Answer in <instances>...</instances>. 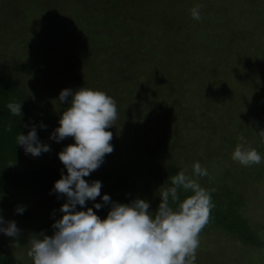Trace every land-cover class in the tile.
Here are the masks:
<instances>
[{
    "label": "rangeland",
    "instance_id": "obj_1",
    "mask_svg": "<svg viewBox=\"0 0 264 264\" xmlns=\"http://www.w3.org/2000/svg\"><path fill=\"white\" fill-rule=\"evenodd\" d=\"M196 6L199 21L191 16ZM20 63L29 69L0 75V108L10 112L9 103H22V116L0 119V165L17 171L49 165L66 175L58 153L74 140L50 139L68 106L59 94L104 91L117 105L108 129L114 150L84 178L102 183L100 198L125 194L133 201L135 187L119 173L145 172L165 154L211 189L239 196L238 210L262 240L251 246L209 225L196 262L264 264V0H0V73ZM32 126L50 146L38 157L16 143ZM241 135L261 154L260 164L233 161ZM196 162L207 176L194 175ZM134 175L130 181H142ZM6 196L33 212L19 220L0 200L3 226L15 221L20 230L10 237L15 262L32 264L29 241L53 234L60 203L52 209L38 196Z\"/></svg>",
    "mask_w": 264,
    "mask_h": 264
},
{
    "label": "clouds",
    "instance_id": "obj_2",
    "mask_svg": "<svg viewBox=\"0 0 264 264\" xmlns=\"http://www.w3.org/2000/svg\"><path fill=\"white\" fill-rule=\"evenodd\" d=\"M194 20L201 19L200 6L191 10ZM59 101L67 104L59 120V127L50 139L60 142L68 137L74 143L58 153L59 160L67 170L54 184L53 191L67 198L60 211L62 218L52 225L51 236L44 233L33 235L27 255L33 264H195L200 246V233L210 221L214 207L210 192L200 183L180 171L171 177V186L160 193V203L154 215L149 202L136 199L129 204L112 202L106 218L97 215L93 207H86L87 201H95L101 196L102 183L91 184L84 179L97 170L104 162L106 154L113 152L109 131L118 119L116 101L104 91L81 87L78 90L64 89ZM13 116H22V103L7 105ZM40 127L46 128L41 124ZM12 125L6 128L11 131ZM259 134L264 137V130ZM232 159L243 166L260 164L261 154L252 147H245V137H239ZM16 143L26 154L38 157L50 151L48 144L42 143L32 126L24 135L19 133ZM195 176L208 175L199 162L194 163ZM191 192L181 201L176 210L170 205L179 201V192ZM104 204L111 198L105 194ZM102 204H94L99 210ZM22 214L24 208L18 207ZM5 221L0 216V232L15 238L19 229L15 221Z\"/></svg>",
    "mask_w": 264,
    "mask_h": 264
},
{
    "label": "trees",
    "instance_id": "obj_3",
    "mask_svg": "<svg viewBox=\"0 0 264 264\" xmlns=\"http://www.w3.org/2000/svg\"><path fill=\"white\" fill-rule=\"evenodd\" d=\"M28 69L29 65L26 63L9 64L6 66V71L0 73V75L8 76L11 74L23 73ZM9 117L10 112L0 108V119H7ZM138 146L141 147L140 144ZM139 151H137V153H139ZM141 154L142 153H139V155ZM162 157L165 160L162 158L161 161L150 163L145 172L131 168V174L128 172L119 173L123 174L122 182L124 180L127 182L128 180V183H132L133 188L135 187L134 189L136 191V195L133 193L130 198L132 199V196L134 195L137 198L133 199V201L136 199H143L149 202L150 212L153 215L160 203L161 191L164 188L171 186L172 176L176 175L180 171H183L182 168L174 163V161L168 159L165 154ZM61 174V171L49 165L22 171H17L9 166L0 165V200L4 201L5 199L2 206L10 209L11 215L19 220H30L33 217V212L31 210L24 208L22 214L17 213L16 209L21 206L17 207L14 200L6 199V194H30L31 196L34 195L35 197H40L42 204H46L47 207L49 205V208L57 209L56 206L58 203L62 206L67 202V198L64 195L53 191L54 184L61 178ZM125 175H128V177L124 178ZM131 175H134L133 177L143 175L140 177L142 181H130L129 178L132 177ZM196 180L203 188L210 192L212 202L214 204L211 211L210 221L206 226H216L244 244L257 247L261 246L262 240L259 239L257 231L249 223L248 219L238 210V206L240 205L239 196H236L237 198H235V194L229 190L223 189V191H215L211 189L213 187L210 185L203 184L199 179ZM138 184H140V188L137 187ZM191 194L192 193L190 191L184 192L183 190H180L179 201L172 203L170 200V205L174 210H176L179 203ZM124 196L125 194H120L116 198H112L109 204H104L102 198L97 197L95 201H87L84 209H81L78 205L77 210H86L87 207H93V210L96 211L97 215L104 219L111 209L112 202L122 204H129L132 202L131 200H128L129 197L126 199ZM96 203L102 204V208L96 210L94 208V204ZM13 246L14 245L11 243L10 237L0 232V264H16L15 256L13 254ZM195 264L199 263L195 262Z\"/></svg>",
    "mask_w": 264,
    "mask_h": 264
}]
</instances>
